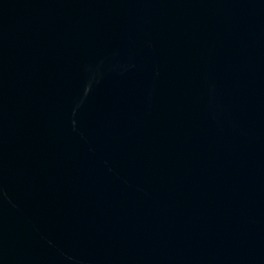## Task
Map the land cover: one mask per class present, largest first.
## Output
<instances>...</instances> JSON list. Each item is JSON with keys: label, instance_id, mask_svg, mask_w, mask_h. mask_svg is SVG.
Segmentation results:
<instances>
[{"label": "water", "instance_id": "obj_1", "mask_svg": "<svg viewBox=\"0 0 264 264\" xmlns=\"http://www.w3.org/2000/svg\"><path fill=\"white\" fill-rule=\"evenodd\" d=\"M0 264H264V0H0Z\"/></svg>", "mask_w": 264, "mask_h": 264}]
</instances>
